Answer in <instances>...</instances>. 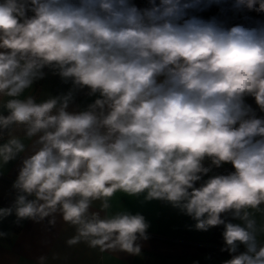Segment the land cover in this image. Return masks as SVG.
I'll return each mask as SVG.
<instances>
[{
  "label": "clouds",
  "instance_id": "1",
  "mask_svg": "<svg viewBox=\"0 0 264 264\" xmlns=\"http://www.w3.org/2000/svg\"><path fill=\"white\" fill-rule=\"evenodd\" d=\"M213 7L264 16V0H0V174L20 160L0 220L59 218L69 247L138 255L150 225L113 199L143 196L223 226L222 264H264V19ZM45 69L71 88L38 101Z\"/></svg>",
  "mask_w": 264,
  "mask_h": 264
},
{
  "label": "crops",
  "instance_id": "2",
  "mask_svg": "<svg viewBox=\"0 0 264 264\" xmlns=\"http://www.w3.org/2000/svg\"><path fill=\"white\" fill-rule=\"evenodd\" d=\"M70 88V83L65 84L58 75L45 69L44 79L34 85L32 94L39 101L66 93ZM91 99L84 92H78L75 104L70 107H86ZM19 163V159L10 162L0 174V207H9L15 200L17 193L12 185ZM209 163L205 161V164ZM227 165L230 164L224 167ZM224 167L213 171L218 173ZM113 205L116 209L138 212L149 223L148 239L137 241L141 247L138 255L111 250L101 252L85 243L69 247L66 240L74 235V229L63 225L59 218L52 227L47 219L17 224L12 215L0 220V232L8 234L0 237V264H37L40 256L47 257L45 264H222L230 259L228 253H219L224 245L210 243L212 229L207 232L195 230V221L163 201H144L143 196L132 198L118 193ZM253 215L258 225L264 223V211H256ZM258 239L264 243V236H258ZM197 245L206 250L198 251ZM239 250L243 251V246Z\"/></svg>",
  "mask_w": 264,
  "mask_h": 264
},
{
  "label": "built area",
  "instance_id": "3",
  "mask_svg": "<svg viewBox=\"0 0 264 264\" xmlns=\"http://www.w3.org/2000/svg\"><path fill=\"white\" fill-rule=\"evenodd\" d=\"M135 2L138 5H140V6H144L145 3H146V0H135ZM199 14L204 16L205 18L216 15L220 19L224 20L229 26L235 25V24H238V23H248V21L245 20L246 16L255 17L257 19H261L260 17H257L256 13H254V12L248 13L246 11H239V10H237V11H228V12H226L224 14H221L217 7H213L211 9H209L208 11L203 12V13H199ZM248 102L252 103L253 106L255 107L254 102L251 99H249ZM258 114L264 115V113H258Z\"/></svg>",
  "mask_w": 264,
  "mask_h": 264
},
{
  "label": "trees",
  "instance_id": "4",
  "mask_svg": "<svg viewBox=\"0 0 264 264\" xmlns=\"http://www.w3.org/2000/svg\"><path fill=\"white\" fill-rule=\"evenodd\" d=\"M214 170H218V169H214ZM222 232H223V226L212 228L210 243L224 245L223 238H222ZM219 253L224 254L227 252H222L221 249H219Z\"/></svg>",
  "mask_w": 264,
  "mask_h": 264
},
{
  "label": "water",
  "instance_id": "5",
  "mask_svg": "<svg viewBox=\"0 0 264 264\" xmlns=\"http://www.w3.org/2000/svg\"><path fill=\"white\" fill-rule=\"evenodd\" d=\"M231 171H233L232 166L227 165L222 170H220L218 173H220V174H227L228 172H231ZM227 218L230 219V217H227ZM196 249L198 251H205L206 250V247H204L202 245H197Z\"/></svg>",
  "mask_w": 264,
  "mask_h": 264
},
{
  "label": "rangeland",
  "instance_id": "6",
  "mask_svg": "<svg viewBox=\"0 0 264 264\" xmlns=\"http://www.w3.org/2000/svg\"><path fill=\"white\" fill-rule=\"evenodd\" d=\"M261 19H264V16L260 17Z\"/></svg>",
  "mask_w": 264,
  "mask_h": 264
}]
</instances>
